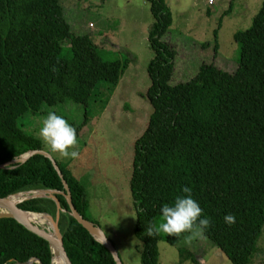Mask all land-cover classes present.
<instances>
[{
  "label": "trees",
  "instance_id": "1",
  "mask_svg": "<svg viewBox=\"0 0 264 264\" xmlns=\"http://www.w3.org/2000/svg\"><path fill=\"white\" fill-rule=\"evenodd\" d=\"M147 1L153 18L148 31L153 56L146 66L150 81L146 96L152 110L134 141L129 178L140 264H158L161 236H148L146 228L156 222L162 205L184 195L185 186L211 218L205 237L232 264H248L264 225V0L250 25L233 33L239 46L233 71L203 63L194 76L175 84L169 83L174 50L163 39L171 12L166 0ZM66 39L69 57L61 55ZM127 63L102 59L88 34H74L61 0H0V164L29 150H43L41 140L22 128L21 117L72 101L83 104L80 124L85 125L98 83L104 82L111 95ZM55 162L73 206L97 225L86 216L83 184L67 163ZM9 166L0 168V198L29 190L57 192L58 227L72 264H116L105 245L70 215L65 189L50 159L33 154ZM18 206L53 218L57 211L47 196L23 200ZM227 214L236 217L232 226L224 221ZM163 238L171 245L183 239L167 234ZM51 257L46 240L12 218H0V264L32 258L50 264Z\"/></svg>",
  "mask_w": 264,
  "mask_h": 264
},
{
  "label": "rangeland",
  "instance_id": "2",
  "mask_svg": "<svg viewBox=\"0 0 264 264\" xmlns=\"http://www.w3.org/2000/svg\"><path fill=\"white\" fill-rule=\"evenodd\" d=\"M261 1L214 0L209 4L208 0H166L172 22L163 39L174 50L169 83L188 80L203 63L233 71L239 58L233 33L250 25ZM61 3L74 34H88L97 44L102 59H127V67L111 95H107L104 82L98 83L96 95L89 101L85 125L80 124L83 104L72 101L46 107L42 114H25L20 124L41 140L43 150L53 159L67 163L83 184L88 201L86 216L112 243L121 263L140 264L129 178L134 141L145 129L152 110L146 96L150 83L146 66L153 56L148 42L153 20L149 3L147 0H61ZM61 55H71L67 39L62 42ZM50 111L63 116L76 129L78 158H62L40 138L42 119ZM160 218L161 214L157 215L156 223ZM160 236L158 264H232L206 237L194 239L190 245L183 239L171 245L164 240V233ZM248 264H264V225Z\"/></svg>",
  "mask_w": 264,
  "mask_h": 264
},
{
  "label": "clouds",
  "instance_id": "3",
  "mask_svg": "<svg viewBox=\"0 0 264 264\" xmlns=\"http://www.w3.org/2000/svg\"><path fill=\"white\" fill-rule=\"evenodd\" d=\"M52 70L58 71L55 66ZM39 136L53 153H58L62 158L79 157L76 129L56 112L50 111L42 119ZM12 170L13 167L9 166V171ZM182 192L184 195L176 196L172 204L162 205L160 221L153 222L146 228L148 236L155 237L164 233L177 239L183 237L186 245H190L194 239L205 237L212 224L211 218L204 215L198 202L193 198L190 187H183ZM224 221L228 226H232L236 222V217L227 214Z\"/></svg>",
  "mask_w": 264,
  "mask_h": 264
},
{
  "label": "water",
  "instance_id": "4",
  "mask_svg": "<svg viewBox=\"0 0 264 264\" xmlns=\"http://www.w3.org/2000/svg\"><path fill=\"white\" fill-rule=\"evenodd\" d=\"M33 154H41L47 157L48 159H50L54 169L56 170L57 174L61 178L62 185L65 189L64 196H65V199L67 201V204L70 210L69 211L70 215L74 217L77 220V222L80 223L89 232V234L94 237L95 240L105 245V247L110 251L116 264H122L114 246L107 239V237L104 235L101 229L97 225L83 218V216L73 206L68 185L66 181L63 179L62 173L58 165L56 164L55 160L50 156L49 153H47L44 150H37V149L29 150L17 157H14L13 159L9 161H6L0 164V168L7 167L12 164L23 163ZM55 193L57 192L53 190H29V191L18 192V193L11 194L6 197L0 198V218L14 219L15 221L23 225L26 229H28L32 233L46 240L51 249L52 257L53 255L59 256L61 258L62 264H72L69 257L67 256L65 252L63 241H62V235L58 227L60 206H59V202L57 198L54 195ZM21 194H25V196H22L18 201L11 202L9 200V198L12 197L13 195H21ZM43 196L52 198L56 203L57 211H56L55 218L49 216L48 214L43 213L52 221L53 232H54L53 235H50V233H48L43 228L34 224L33 222H31L25 217V213L27 212H30V213H36V212L22 210L18 206V203L22 202L23 200H26L32 197H43ZM37 214H42V213H37ZM52 257H51L50 264H52ZM32 262H35L37 264H42L41 261L36 258H32L25 262H14L13 264H32Z\"/></svg>",
  "mask_w": 264,
  "mask_h": 264
},
{
  "label": "bare ground",
  "instance_id": "5",
  "mask_svg": "<svg viewBox=\"0 0 264 264\" xmlns=\"http://www.w3.org/2000/svg\"><path fill=\"white\" fill-rule=\"evenodd\" d=\"M30 195V194H29ZM22 196H25V194L21 195H13L12 197L9 198L11 202H16L18 201ZM25 217L33 222L34 224L40 226L43 228L45 231L50 233V235H53V224L52 221L45 215V214H37V213H30L27 212L25 213ZM52 264H62L61 258L59 256H54L52 257Z\"/></svg>",
  "mask_w": 264,
  "mask_h": 264
},
{
  "label": "built area",
  "instance_id": "6",
  "mask_svg": "<svg viewBox=\"0 0 264 264\" xmlns=\"http://www.w3.org/2000/svg\"><path fill=\"white\" fill-rule=\"evenodd\" d=\"M213 2V0H208V3H212Z\"/></svg>",
  "mask_w": 264,
  "mask_h": 264
},
{
  "label": "crops",
  "instance_id": "7",
  "mask_svg": "<svg viewBox=\"0 0 264 264\" xmlns=\"http://www.w3.org/2000/svg\"><path fill=\"white\" fill-rule=\"evenodd\" d=\"M213 2H214V0H213ZM213 2L212 3H209V4H213ZM69 167V166H68Z\"/></svg>",
  "mask_w": 264,
  "mask_h": 264
}]
</instances>
